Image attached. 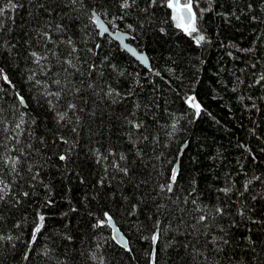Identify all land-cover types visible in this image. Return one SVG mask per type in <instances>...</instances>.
Listing matches in <instances>:
<instances>
[{
  "label": "trees",
  "instance_id": "trees-1",
  "mask_svg": "<svg viewBox=\"0 0 264 264\" xmlns=\"http://www.w3.org/2000/svg\"><path fill=\"white\" fill-rule=\"evenodd\" d=\"M13 3L0 0V69L11 81L0 79V154L21 163L15 173L0 164L10 185L0 264H151L153 252L155 264H264V0H192V35L176 27L167 0ZM93 11L132 35L151 71L100 36ZM32 52L46 59L38 65ZM17 93L26 103L19 144L3 131L18 119ZM184 145L173 191L161 190ZM105 213L131 251L112 238ZM157 225L154 246L146 237Z\"/></svg>",
  "mask_w": 264,
  "mask_h": 264
},
{
  "label": "snow or ice",
  "instance_id": "snow-or-ice-1",
  "mask_svg": "<svg viewBox=\"0 0 264 264\" xmlns=\"http://www.w3.org/2000/svg\"><path fill=\"white\" fill-rule=\"evenodd\" d=\"M72 2L75 3L76 0H72ZM81 2H82V0H81ZM133 2H134V0H133ZM152 3L155 4L156 0H152ZM16 6L17 5L15 3H13V0H9V7L10 8L14 9ZM166 6H167V8L172 10V19L176 22L177 28L182 29L188 35H192V33H195L198 31L197 23H196V14H195V12H193V9H192V0H184L183 3H181V0H167ZM121 7H122V9L129 8L130 7L129 0H122ZM3 12H4V9L0 8V16L3 15ZM90 19L100 29L101 34L108 32V28L104 26L103 22L100 19V14L94 12L93 15L90 17ZM0 23H2V21H0ZM43 35L46 38L50 39V37L47 36V33H44ZM204 40H205V37L203 35H198L196 37L197 43H200ZM73 51H75V49H73ZM31 56L33 57V62L38 64V65L41 64L42 60L46 59V57L41 56V55L37 54L36 52H32ZM141 59H144V58L141 57ZM65 62L68 64L69 68H76V65L73 64L72 60L69 59V60H66ZM144 62L147 63V60L144 59ZM41 67H43V65H41ZM0 79H2L6 83L11 84V81L8 79L7 74L4 73L3 69H0ZM260 79L264 80V75H262L260 77ZM37 83H40V82L37 81ZM55 83L60 84V81L57 80V81H55ZM47 95L59 97L61 95V93L60 92H55V93L48 92ZM107 95L108 96L115 95V96L119 97L120 93L117 92L115 89H112L111 91H109L107 93ZM17 99H18V105L16 106L15 111L18 113V119H16L14 126H10V125L6 124L4 126L3 131L7 132V131H9V128L11 127V130L14 133V135L9 137L8 139L9 140H16V143L19 144L20 143L19 137H21L24 134V131H25L24 125L26 123V120H25L26 113L24 111H20V107L21 106L26 107V103H25L24 97L20 96L19 93H17ZM186 103L191 109H193L194 114L196 116H199V114L201 113V111L203 109H202L201 105L196 101V98L194 96H189L186 99ZM68 107L70 110H73V111L76 109V105L74 103H69ZM66 115H67L66 112H64V113L57 112L56 116H57L58 122L64 121L66 118ZM2 123H4V122L0 121V124H2ZM129 124L134 129H137V130L141 127L140 123H136L133 121H129ZM172 127H173V129H175V124H173ZM73 131H75V128H73ZM61 139H63V138H61ZM64 143H68V141L64 140ZM16 150L17 149L15 147L11 149V151H16ZM19 151L22 155L23 149H19ZM59 158L61 160H65L66 156L61 155ZM123 158L124 157H121V159H123ZM20 163H21V161H20L19 156L0 154V164H4V165L8 166L10 168L11 172H13V173L18 171L17 166ZM120 170L125 172V174L127 173L126 168H123ZM178 174H179L178 167H174L172 169V172H171L169 183L166 185H162L161 190H166L167 192L171 193L173 191V185L177 181ZM254 179H259V177H254ZM248 183H251V180L248 181ZM9 188H10V185L7 182H5L3 179H0V200H2L4 198V194L9 190ZM245 189H247V184L245 185ZM221 191H223L227 194L229 191H231V189L226 187L224 189H221ZM23 195L27 196L28 193L24 192ZM185 202H187V201H185ZM192 203L195 204V201H192ZM196 210L197 211H203V209H200V208H197ZM216 212L218 214H223V209L217 207ZM241 214H243V213H241ZM105 217H106L107 225L111 226L113 229V237L112 238L114 240H117V242L120 243L122 247L131 251V249L128 248V242L123 239V237L120 235L119 231L115 228V225L112 221L111 216H109L107 213H105ZM38 220H39V223L35 227L34 233H33V241L36 238V233H39L41 231V228L43 227V224H44L45 217L43 215H40ZM207 220H208L207 215H200L197 218L198 223H204ZM103 223H105V221H101V224H103ZM0 239H4V237H0ZM8 239H12V237H8ZM146 239H150L154 246L157 244V242L160 239V229H159L158 225H157V231L154 234H152L151 237H146ZM152 261H153V264H155V253L154 252H153V256H152Z\"/></svg>",
  "mask_w": 264,
  "mask_h": 264
},
{
  "label": "water",
  "instance_id": "water-1",
  "mask_svg": "<svg viewBox=\"0 0 264 264\" xmlns=\"http://www.w3.org/2000/svg\"><path fill=\"white\" fill-rule=\"evenodd\" d=\"M97 13L96 11H93L92 12V15L93 13ZM100 19L101 21L103 22L104 26L108 28V32L107 33H103L101 34V31L100 29L97 27L98 31H99V34L101 37L107 35L108 37H110L113 41H115L120 47L122 50L126 51L132 58H134L141 66L145 67L147 70L151 71L152 70V66H151V61H150V58L147 54L146 51H140L138 50L131 42L130 40L132 39V35L128 32H125V31H121V30H112L110 28V26L104 21V19L100 16ZM141 57H143L144 59L147 60V63L144 62V59H141ZM200 115V114H199ZM187 145H184L182 148H181V151L178 155V158H177V162L175 164V167H178V169H180V161H181V157L183 155V152L185 150ZM174 186V185H173ZM114 225H115V228L119 231L120 235L123 237L124 240H127V238L124 236V234L120 231V229L117 227L115 221L112 219ZM109 226V225H108ZM109 228L111 229L112 231V236H113V229L111 226H109ZM116 243L120 246L121 244L117 242V240H115ZM124 248V247H122ZM128 248L129 247V242H128ZM125 249V248H124ZM127 250V249H126ZM151 264H153V261H152V257H151Z\"/></svg>",
  "mask_w": 264,
  "mask_h": 264
},
{
  "label": "bare ground",
  "instance_id": "bare-ground-1",
  "mask_svg": "<svg viewBox=\"0 0 264 264\" xmlns=\"http://www.w3.org/2000/svg\"><path fill=\"white\" fill-rule=\"evenodd\" d=\"M99 32V31H98Z\"/></svg>",
  "mask_w": 264,
  "mask_h": 264
}]
</instances>
